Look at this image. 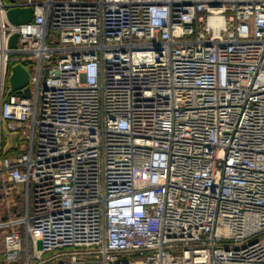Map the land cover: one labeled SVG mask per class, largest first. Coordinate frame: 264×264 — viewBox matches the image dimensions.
Returning <instances> with one entry per match:
<instances>
[{
    "label": "built area",
    "instance_id": "built-area-1",
    "mask_svg": "<svg viewBox=\"0 0 264 264\" xmlns=\"http://www.w3.org/2000/svg\"><path fill=\"white\" fill-rule=\"evenodd\" d=\"M19 185L4 264H264V0H0Z\"/></svg>",
    "mask_w": 264,
    "mask_h": 264
},
{
    "label": "water",
    "instance_id": "water-1",
    "mask_svg": "<svg viewBox=\"0 0 264 264\" xmlns=\"http://www.w3.org/2000/svg\"><path fill=\"white\" fill-rule=\"evenodd\" d=\"M32 7H14L8 11V18L14 24H21L30 21L33 17ZM18 34H14L11 38V45L17 46ZM30 72L24 67L22 63H17L12 67L10 75V91L9 94L15 91H20L30 85ZM7 99V97H6ZM4 133L7 137V144L4 152L7 153L12 149L17 148V141L19 134L17 132H10L6 123L3 126Z\"/></svg>",
    "mask_w": 264,
    "mask_h": 264
},
{
    "label": "rangeland",
    "instance_id": "rangeland-1",
    "mask_svg": "<svg viewBox=\"0 0 264 264\" xmlns=\"http://www.w3.org/2000/svg\"><path fill=\"white\" fill-rule=\"evenodd\" d=\"M24 186H15L11 192L0 190V223L25 214V200L23 198ZM10 229H0V264L3 263L4 242L3 236Z\"/></svg>",
    "mask_w": 264,
    "mask_h": 264
},
{
    "label": "trees",
    "instance_id": "trees-1",
    "mask_svg": "<svg viewBox=\"0 0 264 264\" xmlns=\"http://www.w3.org/2000/svg\"><path fill=\"white\" fill-rule=\"evenodd\" d=\"M19 60L23 62L22 59H17L16 62H18ZM9 230H10V229H8V231H9ZM8 231H6V233H7ZM6 233H5V234H6ZM5 234H4V236H5ZM4 236H3V242H4ZM2 264H4V257H3V263H2Z\"/></svg>",
    "mask_w": 264,
    "mask_h": 264
},
{
    "label": "crops",
    "instance_id": "crops-1",
    "mask_svg": "<svg viewBox=\"0 0 264 264\" xmlns=\"http://www.w3.org/2000/svg\"><path fill=\"white\" fill-rule=\"evenodd\" d=\"M10 1H19V0H10ZM3 133H4V129H3ZM4 138L7 139L5 133H4Z\"/></svg>",
    "mask_w": 264,
    "mask_h": 264
}]
</instances>
